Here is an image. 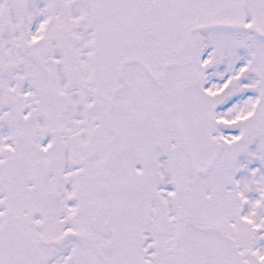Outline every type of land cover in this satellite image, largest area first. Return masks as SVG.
I'll use <instances>...</instances> for the list:
<instances>
[{"label":"snow or ice","instance_id":"1","mask_svg":"<svg viewBox=\"0 0 264 264\" xmlns=\"http://www.w3.org/2000/svg\"><path fill=\"white\" fill-rule=\"evenodd\" d=\"M0 264H264V0H0Z\"/></svg>","mask_w":264,"mask_h":264}]
</instances>
